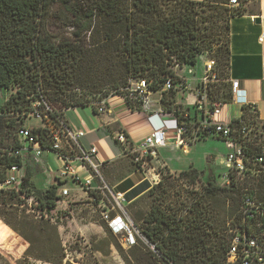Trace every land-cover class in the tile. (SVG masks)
I'll return each mask as SVG.
<instances>
[{"label": "trees", "instance_id": "obj_1", "mask_svg": "<svg viewBox=\"0 0 264 264\" xmlns=\"http://www.w3.org/2000/svg\"><path fill=\"white\" fill-rule=\"evenodd\" d=\"M227 1L0 0V89L15 87L0 107V183L5 180L8 167L22 165L20 157L11 155L9 150L20 147L19 130L27 125L25 120L31 118L34 104L42 99L56 108L92 104L94 101L67 97L75 89L90 85L100 92L106 88L119 92L131 77L152 80L153 88L159 89L167 76H175L172 69L175 62L181 65L197 62V54L209 49L206 43H212L208 36L218 28L226 32V39L218 42L213 56L220 76H229L230 20L246 8L222 11L221 27L209 15L199 14V8L206 2L218 5ZM56 3L67 6L71 14V32L57 41L43 27ZM214 86L213 98L223 103L231 101L229 83H222L220 91ZM109 91L98 100L107 97ZM163 104L165 109L177 108V114L184 113L182 105H175L174 91L164 94ZM241 117L255 119L257 115ZM36 131L41 132L43 145H48L46 134L39 128ZM182 180L194 185L198 173L190 169L181 171L177 177L164 175L130 205L135 226L155 248L149 251L153 264H233L227 262L226 229L239 209V194L214 181L187 199L169 201L172 188L178 187ZM261 186L264 188V183ZM58 189V184L38 189L28 167L20 194L34 195L39 200L38 209L52 212L60 198ZM4 194L20 201L22 198L16 192L0 190V196ZM146 199L150 202L148 210L140 207ZM25 227L36 228L29 221H25ZM39 231L49 237L46 242L54 245L50 254L60 256L57 228L47 222ZM136 243L133 247L145 245L141 237H137ZM45 260L54 263L51 258Z\"/></svg>", "mask_w": 264, "mask_h": 264}, {"label": "built area", "instance_id": "obj_2", "mask_svg": "<svg viewBox=\"0 0 264 264\" xmlns=\"http://www.w3.org/2000/svg\"><path fill=\"white\" fill-rule=\"evenodd\" d=\"M248 0H228L227 5L236 11L246 8ZM264 41V33L260 36ZM175 58V57H174ZM195 64L172 66L173 76H167L163 86L153 88V81L146 78H129L128 84L119 93L111 94L92 102L96 113L110 112L109 99L119 97L136 113H144L151 131L142 139L134 141L123 128L111 133L119 156L133 161L138 170L150 169L151 161L159 157V150L171 147L188 152L190 147L207 139H219L228 144L222 161L224 172L220 174L218 186L239 194V209L227 223V262L236 264H264V121L237 117L231 121L221 119L225 103L212 97L211 89L221 81L231 86L232 102L250 106L247 92L239 79L230 76L220 78L217 59L209 49L197 54ZM178 80H174V79ZM174 91L186 94L181 103L184 113L177 114V108L165 109L164 94ZM253 108V107H252ZM69 108H56L42 99L34 104L31 118L39 120L36 127L26 125L19 130L20 147L11 148L10 154L18 156L22 165L13 164L6 170V177L0 183V190L21 193L24 182V167L31 162L40 163L45 151L54 152L65 160V166L56 176L59 185L57 203L70 196L71 189L64 187L70 178L80 184L88 193L93 206L100 209L102 220L114 234H125L124 246L136 244L140 234L133 219L124 210V194L111 189L102 174L103 167L110 160H102L96 145L85 147L81 140L83 130L74 131L65 118ZM40 129L46 134L48 145L44 146ZM82 162L90 176L83 182L72 164ZM57 175V174H56ZM159 181L161 174L157 171ZM96 181V183H95ZM261 186V187H260ZM24 200L37 209L39 215L50 213L37 208L39 200L32 195Z\"/></svg>", "mask_w": 264, "mask_h": 264}, {"label": "rangeland", "instance_id": "obj_3", "mask_svg": "<svg viewBox=\"0 0 264 264\" xmlns=\"http://www.w3.org/2000/svg\"><path fill=\"white\" fill-rule=\"evenodd\" d=\"M227 3L216 5L206 2L199 8V14L209 15L210 18L212 17L211 20L217 21V25L221 27L224 20L220 18V13L230 8ZM211 24L213 25V23ZM70 26L71 14L67 6L60 3L52 5L44 21L45 32L57 41L63 35L71 32ZM225 34L224 30L218 28L208 36L207 39L212 43L207 40L208 43L206 44L213 55L216 54L220 45L218 42L226 39ZM220 78H223V75ZM222 83L221 81L217 82L214 88L219 87L217 91H220ZM109 89L106 88L103 92H100L99 89H95L91 85L89 88H77L70 93L67 99L70 100L73 97L81 100L97 101ZM14 90L15 87L8 90L0 89V107L6 103ZM114 93L119 92L111 90L108 96ZM66 119L74 131L83 130L87 133L101 125L92 104L70 108L67 111ZM25 124L36 127L40 122L32 117L27 118ZM227 150V143L206 141L192 146L188 156H185L183 152L176 153V156L180 158L179 162L187 163V161L193 160L189 168L182 171L194 169L198 173V180L194 185L188 180L180 181L178 187L172 188L168 200L175 202L178 198L187 199L195 191H202L203 186L207 183L219 181L220 174L225 170L220 160L221 158L224 159ZM41 158L40 163L31 162L29 166L32 167V181L37 188L46 189L52 183L53 176L55 174L60 175V171L65 166V160L57 153L49 151H45ZM160 159L162 158L160 157ZM175 162H178V160ZM161 163L162 165L160 164L158 168L161 177L167 174L179 176L181 171H175V169H172L174 167L171 168L168 165L163 166L166 163L163 160ZM72 166L81 181L84 182L90 176L86 165L82 162L76 161ZM27 168L26 165L23 169L25 174ZM134 169L138 168L131 159L121 158L105 166L102 169V174L107 185L113 189L112 186L118 180ZM69 180L66 186L70 187L76 196H80L81 185L75 184L71 178ZM113 191L115 190L113 189ZM4 196L7 198L3 199ZM77 198L78 201L67 199L65 202L57 203L56 209L48 217H45L39 215L37 209L24 198H21L20 201L16 198H9V194L0 196V264H56L60 260L63 261V264H153L149 251L155 250V248L141 234H136V242L137 237H141L145 245L140 244L137 247L124 246L125 234H114L109 229L108 224L102 220L100 209L93 206L89 196L86 199ZM124 198V210L133 219L130 209L133 202L129 203L125 195ZM237 200L238 205L239 195ZM149 203V200L146 199L140 203V207L148 210ZM25 221L34 223L36 228H26ZM47 222L57 228L61 241V258L50 254L51 250L54 251V245L46 242L49 237L41 235L39 231L41 226ZM46 258L53 259L54 263L46 261Z\"/></svg>", "mask_w": 264, "mask_h": 264}, {"label": "crops", "instance_id": "obj_4", "mask_svg": "<svg viewBox=\"0 0 264 264\" xmlns=\"http://www.w3.org/2000/svg\"><path fill=\"white\" fill-rule=\"evenodd\" d=\"M263 33L264 0H248L245 11L241 15L232 17L230 20L229 76L233 79L240 80L242 88L247 92L250 106L232 101L225 103L221 115V119L224 121H231L243 114L247 116L257 115L264 121V41L262 42L260 40V36ZM185 96L186 94L179 93L176 95V102L181 103L184 101L183 97ZM109 108V113L105 115L97 114L101 123L100 127L87 132L82 138L81 143L86 148L91 145H96L99 149L100 158L102 160H110V163H113L115 160L121 159V157L119 156L117 146L111 139V133L123 128L132 140L138 141L151 131V126L144 113L133 112L127 103L119 97L109 99ZM206 141L223 142L219 139H207L202 142ZM190 151L191 147L188 152L173 149L170 146L163 147L159 150V157L151 161L150 169L133 170L118 180L112 188L116 192H123L129 200V203L134 202L148 192L154 184L159 182L157 171L159 170L160 164L162 165V160L166 162L163 166L168 165L171 168L174 167L172 169H175V171H182L189 168L193 160L190 162L187 161V163L179 162L180 158L176 156V153L183 152L185 156H188L190 155ZM177 160L178 162H175ZM222 161L223 159L221 158L220 163ZM28 167L32 169L31 166L28 165ZM56 176V174L53 176V181L56 180ZM53 181L51 184H56ZM69 181L64 183V187L70 188L66 186ZM80 188V196H76L70 188L71 193L67 199L78 201L77 197H80V199L88 198V193L81 186Z\"/></svg>", "mask_w": 264, "mask_h": 264}, {"label": "water", "instance_id": "obj_5", "mask_svg": "<svg viewBox=\"0 0 264 264\" xmlns=\"http://www.w3.org/2000/svg\"><path fill=\"white\" fill-rule=\"evenodd\" d=\"M258 21H259V19H258Z\"/></svg>", "mask_w": 264, "mask_h": 264}]
</instances>
